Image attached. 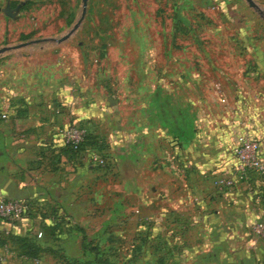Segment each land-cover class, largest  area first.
<instances>
[{"label": "rangeland", "instance_id": "obj_1", "mask_svg": "<svg viewBox=\"0 0 264 264\" xmlns=\"http://www.w3.org/2000/svg\"><path fill=\"white\" fill-rule=\"evenodd\" d=\"M7 1L0 64L33 52L63 66L60 84L71 74L96 109L86 147L105 158L68 152L86 170L73 176L86 179L72 189L80 217L47 222L54 208L38 207L41 235L26 236L44 249L31 261L264 264V237L250 229L264 219V174L235 154L247 135L264 157V0H87L61 41L50 37L82 0H28L11 15ZM33 38L44 39L14 46ZM22 235L9 229L5 241Z\"/></svg>", "mask_w": 264, "mask_h": 264}, {"label": "crops", "instance_id": "obj_2", "mask_svg": "<svg viewBox=\"0 0 264 264\" xmlns=\"http://www.w3.org/2000/svg\"><path fill=\"white\" fill-rule=\"evenodd\" d=\"M33 55L20 53L0 64V196L36 204L35 211L15 223L0 218V264H35L20 253L18 244L9 246L5 241L9 229L35 235L42 219L37 208L47 204L54 208L44 218L47 222L64 210L73 217L78 212L80 217L81 207L75 212L71 207L72 189L86 187V179L73 178L84 170L68 153L58 128L70 122L87 126L84 121L96 115V109L87 102L88 92L82 91V84L78 88L72 82L71 74L60 84L63 66L53 61L40 63ZM87 149L75 154L81 156L85 151L81 157L88 160Z\"/></svg>", "mask_w": 264, "mask_h": 264}, {"label": "built area", "instance_id": "obj_3", "mask_svg": "<svg viewBox=\"0 0 264 264\" xmlns=\"http://www.w3.org/2000/svg\"><path fill=\"white\" fill-rule=\"evenodd\" d=\"M5 116V113L1 114ZM62 135L64 144L69 145L73 150H78L80 142L88 132L86 126L80 123L70 122L58 128ZM239 145L235 148V154L239 158L240 164L246 168H253L264 174V157L260 153V145L257 139L252 136L241 135ZM88 160L95 163H104L105 158L93 149L89 150ZM31 201L23 198L0 196V218L21 219L31 212ZM250 229L254 234L264 237V219H253ZM36 235H41V230L37 229ZM35 258L34 262L38 263Z\"/></svg>", "mask_w": 264, "mask_h": 264}, {"label": "trees", "instance_id": "obj_4", "mask_svg": "<svg viewBox=\"0 0 264 264\" xmlns=\"http://www.w3.org/2000/svg\"><path fill=\"white\" fill-rule=\"evenodd\" d=\"M28 0H23L22 1V4H21V7H26V2ZM18 1L16 0H12L10 2L11 6L15 5ZM94 142V139H93V135L92 133L88 130L87 134L85 135V138L80 142V145H79V148L78 150H73L69 145L65 144V146H67V148L72 151V152H78L80 149L82 148H86V146L88 148H90L92 146H94L92 143ZM103 155V154H102ZM18 237V245L20 246V253L26 255L27 257H36L38 255V253L40 251H42L44 249V247L36 242V241H33L31 238H29L28 236L25 235H22V236H17ZM31 239V240H30Z\"/></svg>", "mask_w": 264, "mask_h": 264}, {"label": "water", "instance_id": "obj_5", "mask_svg": "<svg viewBox=\"0 0 264 264\" xmlns=\"http://www.w3.org/2000/svg\"><path fill=\"white\" fill-rule=\"evenodd\" d=\"M247 1H248L249 5L258 8L257 4L253 0H247ZM86 2H87V0H82L81 13H80L79 17L76 19V21L72 24V26L65 33H63L62 35H60L58 37H50L51 39H55L56 41H61V40L65 39L78 26V24L80 23L83 15L85 13ZM4 11L8 15L12 14L11 6H10L8 1L6 2V5L4 7ZM259 14L261 16H263L262 9H259ZM42 39H44V38H33V39H29V40H24L22 42H19V43L15 44L14 46L24 45V44H27V43H30V42H33V41H39V40H42ZM7 47H9V46H1L0 47V52L3 51Z\"/></svg>", "mask_w": 264, "mask_h": 264}]
</instances>
